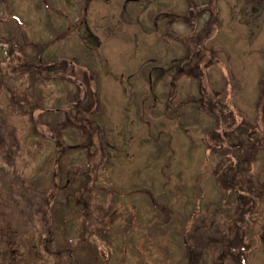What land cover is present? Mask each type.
<instances>
[{"label":"rangeland","instance_id":"374dc122","mask_svg":"<svg viewBox=\"0 0 264 264\" xmlns=\"http://www.w3.org/2000/svg\"><path fill=\"white\" fill-rule=\"evenodd\" d=\"M202 1L0 0V264H264V1Z\"/></svg>","mask_w":264,"mask_h":264},{"label":"flooded vegetation","instance_id":"af4514ba","mask_svg":"<svg viewBox=\"0 0 264 264\" xmlns=\"http://www.w3.org/2000/svg\"><path fill=\"white\" fill-rule=\"evenodd\" d=\"M6 1H11V0H6ZM14 1H18L19 3H23V1L28 2V0H14ZM33 1H38L43 5L46 6H51L52 3L50 2V0H33ZM53 3L55 4L57 0H52ZM65 4H67L68 2H66L67 0H63ZM107 2L110 0H106ZM128 1V0H126ZM130 2H138L136 3V6H140L144 3L145 0H129ZM153 3V6L155 7L154 9L150 10V12H147L146 15H143L142 17H140V19L138 21H140L141 23V32L146 33V34H155V37H157L158 39L163 40V38H165L166 33H168V37L174 35L176 33L175 30H166V27L171 26V23H174L175 21H177L178 17H183V22L185 24L188 25V29L187 30V34L186 37L187 38H193L195 36L194 33H196V27H194V15L195 13V7L197 6V0H187L188 2V8L187 11L185 10L184 13H180L179 9H176L177 7L174 5H169L168 2L166 0H151ZM200 1V0H199ZM214 0H203L202 4L200 5L202 7V10L204 8H207L208 10L211 9L212 4H213ZM249 1V0H248ZM264 0H250V6L251 7H255V6H260L259 4H261ZM2 3H5L4 1H1ZM59 2V1H58ZM70 2V1H69ZM258 2V3H257ZM53 4V5H54ZM74 4L78 7L80 13H78V15L74 18V20H68L70 17L65 18V21L60 22V24H58L56 22H52L53 25H49L50 29L53 30L52 33L54 32L55 34L57 33L55 39H61V38H65L67 36L70 35V33H73L74 30L82 36V38L84 37V33L86 32L84 30V23H85V17H84V12H85V4H84V0H75ZM56 5V4H55ZM167 7V8H166ZM19 13V12H18ZM20 14V13H19ZM19 16L20 15H16V17L19 20ZM179 21V20H178ZM70 29H73V31H70ZM190 29V30H189ZM90 33V31H88ZM87 33V34H89ZM170 35V36H169ZM176 37V36H175ZM196 37V36H195ZM95 38V37H94ZM34 43V42H33ZM53 43L52 40L46 42V45ZM39 45H44V44H39ZM46 47V46H45ZM42 48V47H41ZM181 56H182V60H184V62L188 65V72L193 71L192 68V64L196 63V54H197V50H187L186 46L184 47V50L181 52ZM177 59H181L179 58V56L177 58H174V60L171 62V64H169L168 68L169 70H175L176 68L177 71H182L184 68L183 65L177 64L175 61ZM33 67H42V64H37V63H33L32 64ZM167 68V69H168ZM186 69V68H185ZM165 71V68L163 69V67H158L157 70L155 71L154 74L157 75H161V78H158L157 81L160 82L164 76L163 72ZM154 74H150V78L152 79ZM243 131H241L242 133ZM238 136L240 137V142L242 144V137L241 134L238 133ZM241 144H236L235 146H242Z\"/></svg>","mask_w":264,"mask_h":264},{"label":"trees","instance_id":"16d2710c","mask_svg":"<svg viewBox=\"0 0 264 264\" xmlns=\"http://www.w3.org/2000/svg\"><path fill=\"white\" fill-rule=\"evenodd\" d=\"M237 147V149L239 148L238 146H236ZM235 153V158H237L238 157V160H241V155L240 154H238L239 153V150H233ZM226 153V151H224L223 152V155Z\"/></svg>","mask_w":264,"mask_h":264}]
</instances>
